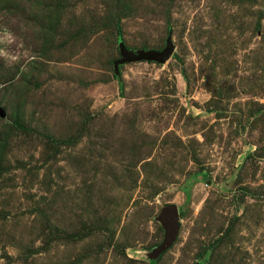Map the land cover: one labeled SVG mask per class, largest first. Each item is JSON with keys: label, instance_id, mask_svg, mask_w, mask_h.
Instances as JSON below:
<instances>
[{"label": "rangeland", "instance_id": "rangeland-1", "mask_svg": "<svg viewBox=\"0 0 264 264\" xmlns=\"http://www.w3.org/2000/svg\"><path fill=\"white\" fill-rule=\"evenodd\" d=\"M0 110V264H264V0H0Z\"/></svg>", "mask_w": 264, "mask_h": 264}, {"label": "water", "instance_id": "water-1", "mask_svg": "<svg viewBox=\"0 0 264 264\" xmlns=\"http://www.w3.org/2000/svg\"><path fill=\"white\" fill-rule=\"evenodd\" d=\"M172 44L170 42V36L165 39V47L160 51H140L138 54L129 53L128 56L121 57V60L131 59H146V60H156L163 61L166 59L170 52L172 51ZM122 52V51H121ZM2 110H0V116H3ZM156 221L159 222L162 227V240L157 245L155 252L159 254L161 251L166 249L171 245L175 239L176 233L179 229V223L177 220V207L174 204H167L163 206L156 216Z\"/></svg>", "mask_w": 264, "mask_h": 264}, {"label": "trees", "instance_id": "trees-1", "mask_svg": "<svg viewBox=\"0 0 264 264\" xmlns=\"http://www.w3.org/2000/svg\"><path fill=\"white\" fill-rule=\"evenodd\" d=\"M13 123H14V125L18 126L19 128L22 126V125L18 124L17 122H13Z\"/></svg>", "mask_w": 264, "mask_h": 264}]
</instances>
